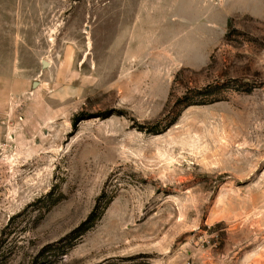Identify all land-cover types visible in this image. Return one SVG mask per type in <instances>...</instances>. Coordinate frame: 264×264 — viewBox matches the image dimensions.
Masks as SVG:
<instances>
[{
  "label": "rangeland",
  "instance_id": "obj_1",
  "mask_svg": "<svg viewBox=\"0 0 264 264\" xmlns=\"http://www.w3.org/2000/svg\"><path fill=\"white\" fill-rule=\"evenodd\" d=\"M0 264H264V0H0Z\"/></svg>",
  "mask_w": 264,
  "mask_h": 264
},
{
  "label": "trees",
  "instance_id": "obj_2",
  "mask_svg": "<svg viewBox=\"0 0 264 264\" xmlns=\"http://www.w3.org/2000/svg\"><path fill=\"white\" fill-rule=\"evenodd\" d=\"M185 103H186V106L199 105V104H193L194 102H191V100H189V98H185ZM178 116H179V114H178Z\"/></svg>",
  "mask_w": 264,
  "mask_h": 264
},
{
  "label": "bare ground",
  "instance_id": "obj_3",
  "mask_svg": "<svg viewBox=\"0 0 264 264\" xmlns=\"http://www.w3.org/2000/svg\"><path fill=\"white\" fill-rule=\"evenodd\" d=\"M45 64V63H44ZM46 65H47V63H46Z\"/></svg>",
  "mask_w": 264,
  "mask_h": 264
}]
</instances>
